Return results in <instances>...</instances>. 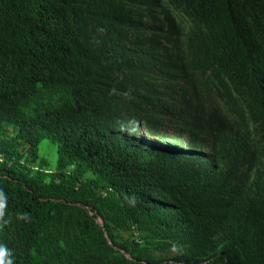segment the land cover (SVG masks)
Instances as JSON below:
<instances>
[{
	"label": "trees",
	"instance_id": "trees-1",
	"mask_svg": "<svg viewBox=\"0 0 264 264\" xmlns=\"http://www.w3.org/2000/svg\"><path fill=\"white\" fill-rule=\"evenodd\" d=\"M0 248L264 264V0H0Z\"/></svg>",
	"mask_w": 264,
	"mask_h": 264
},
{
	"label": "rangeland",
	"instance_id": "rangeland-1",
	"mask_svg": "<svg viewBox=\"0 0 264 264\" xmlns=\"http://www.w3.org/2000/svg\"><path fill=\"white\" fill-rule=\"evenodd\" d=\"M149 143H152L153 141L148 139ZM156 146L166 148V145L162 143H155ZM40 154L48 160L50 170H54L57 166V152H56V146L51 143L50 141H44L40 146Z\"/></svg>",
	"mask_w": 264,
	"mask_h": 264
},
{
	"label": "clouds",
	"instance_id": "clouds-1",
	"mask_svg": "<svg viewBox=\"0 0 264 264\" xmlns=\"http://www.w3.org/2000/svg\"><path fill=\"white\" fill-rule=\"evenodd\" d=\"M7 255V251L4 248H0V257H4ZM0 264H11V260L3 261L0 260Z\"/></svg>",
	"mask_w": 264,
	"mask_h": 264
}]
</instances>
